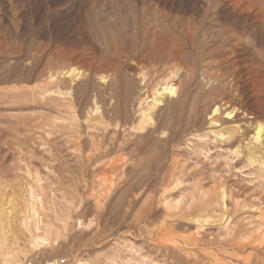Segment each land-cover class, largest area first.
<instances>
[{
  "label": "rangeland",
  "instance_id": "rangeland-1",
  "mask_svg": "<svg viewBox=\"0 0 264 264\" xmlns=\"http://www.w3.org/2000/svg\"><path fill=\"white\" fill-rule=\"evenodd\" d=\"M258 129L264 0H0V264H264Z\"/></svg>",
  "mask_w": 264,
  "mask_h": 264
},
{
  "label": "bare ground",
  "instance_id": "bare-ground-1",
  "mask_svg": "<svg viewBox=\"0 0 264 264\" xmlns=\"http://www.w3.org/2000/svg\"><path fill=\"white\" fill-rule=\"evenodd\" d=\"M244 3V2H243ZM168 80V79H167ZM171 80V79H170ZM177 84V83H176ZM178 85V84H177ZM161 90V89H160ZM176 90V85L171 83L168 86L162 88V92H167L168 94H173ZM161 92V93H162ZM159 95V94H158ZM229 100V99H227ZM224 101V100H223ZM222 101V102H223ZM232 104V103H231ZM154 105V104H153ZM220 111V106H214L212 112V118L216 117V114ZM233 111L228 112L231 115ZM229 115V116H230ZM227 116V113H226ZM214 124H216L214 122ZM255 131V130H254ZM263 131V129H262ZM253 140L255 141L253 146L250 149V156H254L255 158L262 160L261 162L264 163V134L260 131V129L256 130V132L252 136ZM263 170V169H262ZM44 230V229H43ZM47 231V230H46ZM45 231V232H46ZM46 234V233H45ZM56 243V242H55ZM111 254V253H110ZM115 256V255H114Z\"/></svg>",
  "mask_w": 264,
  "mask_h": 264
}]
</instances>
